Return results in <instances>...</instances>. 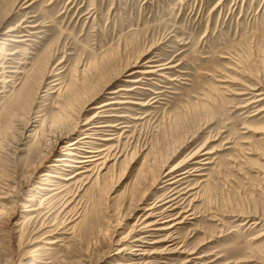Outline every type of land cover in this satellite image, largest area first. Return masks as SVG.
I'll return each instance as SVG.
<instances>
[{
	"label": "rangeland",
	"instance_id": "obj_1",
	"mask_svg": "<svg viewBox=\"0 0 264 264\" xmlns=\"http://www.w3.org/2000/svg\"><path fill=\"white\" fill-rule=\"evenodd\" d=\"M2 43L0 264H264V101L244 106L264 94V0H0ZM90 118L124 122L90 140L115 154L66 181L79 169L53 164ZM173 167L183 223L133 241ZM48 170L72 199L58 223L33 209Z\"/></svg>",
	"mask_w": 264,
	"mask_h": 264
},
{
	"label": "bare ground",
	"instance_id": "obj_2",
	"mask_svg": "<svg viewBox=\"0 0 264 264\" xmlns=\"http://www.w3.org/2000/svg\"><path fill=\"white\" fill-rule=\"evenodd\" d=\"M13 30H15V27H11L10 29H8V32H12ZM22 36L25 38V36H28V35L26 33H24ZM15 37H13L10 41H14V42L25 41V39L18 40ZM5 46L6 45H4L3 43L0 45V50H1L0 52H2L4 54H6V51H7ZM9 53L14 55L13 52H9ZM10 62H12V61H10ZM0 67H1V65H0ZM164 67H166V66H161V67H159L157 69H154L155 65H153V66L149 65L143 70L137 69L135 71H139V73H143V74L149 75V74H152V73H154L156 71H159L161 69H165ZM6 72H8V71L6 70ZM13 72H16V71H13ZM2 75H4V74H2ZM3 81H4V79L1 80V82H3ZM129 81H132L134 83H138V82L141 81V79L133 77V78H130ZM58 84H59L58 82H54L53 85L55 87ZM136 87L137 86H135L134 88H136ZM134 88H132V89H134ZM125 89L126 88H124V87H119L118 90H114L115 92H113V93H119L120 91H123ZM250 89L251 90L252 89L255 90L256 88L252 87ZM15 91H17V90H15ZM0 92H1V90H0ZM244 93H249V92H244ZM256 95L258 96L257 99H256V96L254 95V97H252L253 100L249 104H246L244 106L248 107V105L250 106V105H252L254 103H258L259 100H260L259 102L264 101L263 92H257ZM113 103H119V102L118 101H108V102L100 103L99 105L98 104L94 105L93 108L99 109L100 113H105V112H107V110H106L107 107L110 106ZM121 103H125V102H121ZM3 105H5V102H4ZM261 111H264V108L260 109V112ZM35 122H40V126L39 127L43 126V125H41L42 123H41L40 120H35ZM85 123H87L88 127H86L84 130L82 129L81 130V131H83L82 134L79 135L74 140L70 141L66 145V147L64 148L65 151L62 152V154L59 155V157H57V160H56L57 164H53V166H56V168L60 167L61 165H64L66 167L78 168L79 169L74 174L64 177L63 179H65L66 181H70V180H72V179H74V178H76L78 176H81V178H84V174H86L88 171H90L92 169L91 168L92 166H97V165L100 164V162L102 164H105L106 161H109L111 156L113 154H115V153H112L113 152L112 150H114V146L109 145L106 148L105 147L100 148V147H96L95 145H93L90 142V140L92 138H94V139H97V140L99 139V140H102V141H112L113 139H115L113 137V133L109 134L110 137H104V138H100L97 135H99V133H106V131H108L109 129L114 128V127L116 128V127H118L119 124H122L124 122H120L118 124H116V123L110 124V123H108L107 119H105V121H103V122H98V121H96L95 118L94 119L90 118V120H88ZM31 125H32V123H31V120L29 119L28 122H27V126H25V129H29ZM120 127H125V126L122 125ZM75 129L77 130V128H74V130ZM37 131L38 130H36V132ZM114 131H115V129H114ZM209 153H210L209 151H205L202 155L205 156V155H208ZM193 154H194V156L197 155V153H193ZM46 159L47 158H44L43 161L46 160ZM42 162L39 165H37V167H35L33 172H36V170L41 167ZM177 169H178L177 167H173V169L171 168V170H169L167 172V174H166L167 178L165 179V183L162 186H160V188H163L165 190H169L170 189V191L167 192L166 194H163L161 197H159L158 198L159 199L158 202L155 203L154 206H152V203H151V206H148L146 208V209H152V211L150 210L151 212L148 213L144 217L145 219L143 220V222H141L139 224L141 226L139 229L140 230H144V232H143V234H140V236L136 237L133 241H135V242H138V241L145 242L146 238H148V236H151L153 234L151 232H160V231L170 232V237H172L173 230L177 227L178 224L183 223V220L180 219L181 216H179V215L175 216L172 212L175 209L181 207L179 203L184 199L183 195L187 194L190 191L191 188L186 190V191H184L185 187L182 188V189H179V187H181L187 181L186 179H187L188 175H187V172H178L179 169L178 170ZM56 171L57 170L55 169V172ZM42 175L43 176L46 175L45 176L46 178H43V181H44L45 185L49 184L50 187H48V186H40V187L42 189L49 190V191H52V192L49 195L46 196L45 202H41V204L37 208H33V209H35L36 211H39V214L36 217L41 216L42 210H44L46 208H48L50 210H53L54 211L53 213H55L58 209H60V211L57 213V216H55V221H57V223H58V222L61 221V220L58 219V214H60L61 211L64 212L67 209V207H69V205L71 204V200L72 199L69 198L67 196V194L58 198V196H59L58 194L61 193L60 192V190H61L60 189L61 188L60 183L59 182L54 183L57 180H53L51 178V177H57V178L60 177L58 174H53V172L51 170H48V171L44 172ZM163 205H165V206L162 208ZM40 209H42V210H40ZM158 209H160V210L157 211ZM44 215L45 214H43V216ZM151 217H157V218L153 219V220H150ZM42 225H44L43 222L40 224V228L42 227ZM154 225H160V226H157V227L153 228L152 226H154ZM74 227H76V226L74 225L71 229H74ZM161 240H164V239H160V240H157V241H161ZM56 241L57 240H47V243H55ZM138 246H141V245L138 244V243H137V245H133L134 248L132 250H139L141 247L139 248ZM39 249L40 248L37 247L33 251H38ZM172 250H173L172 248L168 249V251H172ZM131 252H133V251H131ZM193 253L194 252H191V254H193ZM191 260L192 259H189L188 262L191 261Z\"/></svg>",
	"mask_w": 264,
	"mask_h": 264
}]
</instances>
